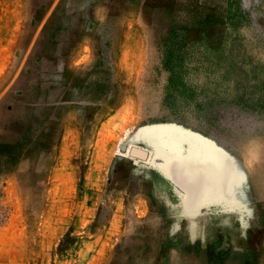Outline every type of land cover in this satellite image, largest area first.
Here are the masks:
<instances>
[{
	"label": "rangeland",
	"instance_id": "rangeland-1",
	"mask_svg": "<svg viewBox=\"0 0 264 264\" xmlns=\"http://www.w3.org/2000/svg\"><path fill=\"white\" fill-rule=\"evenodd\" d=\"M197 263L264 264V0H0V264Z\"/></svg>",
	"mask_w": 264,
	"mask_h": 264
},
{
	"label": "snow or ice",
	"instance_id": "snow-or-ice-1",
	"mask_svg": "<svg viewBox=\"0 0 264 264\" xmlns=\"http://www.w3.org/2000/svg\"><path fill=\"white\" fill-rule=\"evenodd\" d=\"M245 180H246V175H245ZM238 188H239V185L236 184L233 186L234 190L227 193L226 200L229 202L228 210L237 213L241 227L247 228L249 227V225L247 224L245 220V216L247 217L253 216L254 210L250 207V205L247 202L237 199L235 189H238ZM202 206L203 205H200L194 201L182 200L179 205V215L182 217H191L195 215L199 211V208ZM192 228L194 231H196V234L198 235L199 232L196 229L195 224L192 225Z\"/></svg>",
	"mask_w": 264,
	"mask_h": 264
},
{
	"label": "bare ground",
	"instance_id": "bare-ground-1",
	"mask_svg": "<svg viewBox=\"0 0 264 264\" xmlns=\"http://www.w3.org/2000/svg\"><path fill=\"white\" fill-rule=\"evenodd\" d=\"M129 151H132V153L134 154V152H140L141 154H143V157H147L148 156V154L146 155V153H145V151H140V149L139 150H137L135 147H133L132 148V146H130V148H129ZM182 168V167H181ZM179 169V168H178ZM176 170V169H175ZM176 172V171H175ZM180 173V172H179ZM187 177V176H186ZM198 177V176H197ZM179 179H181V177H178ZM195 178V177H194ZM198 180H196V181H193L192 183H191V186H193V188L189 185V183H188V185H189V187H191V191H192V194L193 195H195V194H197L196 193V190L195 189H197V190H199L200 188L202 189L203 188V186H205L207 183L206 182H202V181H200V180H205V181H207L208 182V179L207 178H203V177H200L199 176V178H197ZM194 180V179H193ZM213 184H215V185H218V184H216V181H215V179H213ZM182 197V196H181ZM162 199V198H161ZM167 227V226H166ZM178 238V237H177ZM169 240V239H168ZM176 240V239H175ZM185 240V239H184ZM213 241V240H212ZM213 243H214V241H213ZM183 245V244H182ZM198 245V244H197ZM196 245V246H197ZM209 245V244H208ZM162 246V245H161ZM187 247V246H186ZM213 248V247H212ZM226 250V249H225ZM207 253V252H206ZM249 253V252H248ZM216 256V255H215ZM170 257V256H169ZM198 258V257H197ZM142 259V258H141ZM140 259V260H141ZM145 261H146V259H145ZM141 262V261H140ZM139 262V263H140ZM195 262V261H194ZM219 262V261H218ZM197 264H200V263H197ZM209 264V263H208ZM211 264V263H210ZM217 264V263H216Z\"/></svg>",
	"mask_w": 264,
	"mask_h": 264
},
{
	"label": "water",
	"instance_id": "water-1",
	"mask_svg": "<svg viewBox=\"0 0 264 264\" xmlns=\"http://www.w3.org/2000/svg\"><path fill=\"white\" fill-rule=\"evenodd\" d=\"M134 153H137V152H134Z\"/></svg>",
	"mask_w": 264,
	"mask_h": 264
}]
</instances>
